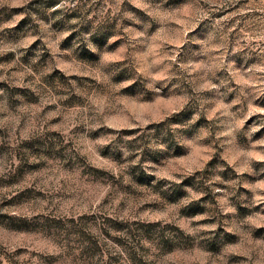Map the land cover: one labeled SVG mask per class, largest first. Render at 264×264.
I'll return each mask as SVG.
<instances>
[{"label":"clouds","instance_id":"9594fccd","mask_svg":"<svg viewBox=\"0 0 264 264\" xmlns=\"http://www.w3.org/2000/svg\"><path fill=\"white\" fill-rule=\"evenodd\" d=\"M0 57V264H264V0H0Z\"/></svg>","mask_w":264,"mask_h":264},{"label":"rangeland","instance_id":"374dc122","mask_svg":"<svg viewBox=\"0 0 264 264\" xmlns=\"http://www.w3.org/2000/svg\"><path fill=\"white\" fill-rule=\"evenodd\" d=\"M172 3L174 4V6H179L180 3H181V0H172ZM19 10L20 9H13L12 11L13 12H17ZM137 11H142V9H137ZM6 19L10 20V19H12V17L11 16H8V17H6ZM21 23H23V22H21ZM169 23L175 25L176 27H180V26H182L183 21L179 17H176L174 20L169 21ZM168 46L174 48V47H176V44L175 43H169ZM114 51H115V49H114ZM6 61H7V57H0V62H6ZM0 86L7 87L8 85L6 84L5 81H0ZM15 87L19 89L20 86L19 85H16ZM46 107L51 108L52 106L51 105H46ZM258 115H260V114L259 113L253 114L249 118V120L247 121V124L250 125L254 121H257ZM52 119H53V121H58L59 120L58 117H53ZM115 119H116V121H119L121 118L120 117H116ZM53 131H55V129H53ZM256 138L257 139H264V130H262L261 133H258ZM194 151H195V149H194ZM261 155H262V153H260L257 150H250L249 151V156L253 159V164L254 165L264 164V161H262V160L259 159V157ZM257 171H258V169H257ZM229 172H230V174L232 176L238 175V173L236 172V170L233 169L231 167V165H229ZM242 175H243V177H245L247 179V182L255 183L257 185H259L261 183H264V173H260L259 175H256L254 173L244 172ZM21 178H22V174L20 175V177H17L15 175L14 176H11V177L8 178V181L6 182V185H3V186L11 187L12 185L19 183V180ZM239 191L248 193L249 196L251 195L250 190L247 189V188L241 187L239 189ZM31 192H32V189L25 188L22 192H19V193H16L15 195H13L11 197V199H5L2 202H0V208H7V209L14 208V206L18 202L23 201L24 199L30 197ZM256 207L259 208L260 206L257 205ZM145 211H148V209H145ZM195 211L196 210L193 209V213H195ZM240 211L242 213L247 214L249 212V209H247L245 206L241 205L240 206ZM11 216H12V212L11 211H0V218L7 219V218H10ZM257 231L264 232V228L257 229ZM4 239H5V234L2 233V232H0V241H2ZM18 251H27V249H18ZM233 255L236 258H244V257L240 256V254H238V253H234Z\"/></svg>","mask_w":264,"mask_h":264}]
</instances>
